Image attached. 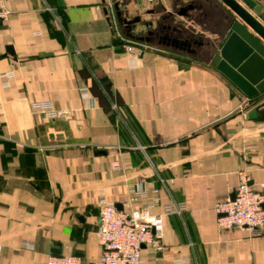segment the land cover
I'll use <instances>...</instances> for the list:
<instances>
[{"label": "crops", "instance_id": "1", "mask_svg": "<svg viewBox=\"0 0 264 264\" xmlns=\"http://www.w3.org/2000/svg\"><path fill=\"white\" fill-rule=\"evenodd\" d=\"M210 1L220 14L177 15L186 0H119L123 18L140 19L134 35L175 27L189 44L180 50L130 39L113 0H3L0 264L49 255L99 264L100 196L121 211L152 203L162 217V238L142 246L141 264H264V231L215 223L213 207L239 172L253 189L264 184V91L248 99L209 65L226 14ZM128 42L146 51L129 55ZM36 104L63 114L48 118ZM137 184L146 196L133 194Z\"/></svg>", "mask_w": 264, "mask_h": 264}, {"label": "built area", "instance_id": "2", "mask_svg": "<svg viewBox=\"0 0 264 264\" xmlns=\"http://www.w3.org/2000/svg\"><path fill=\"white\" fill-rule=\"evenodd\" d=\"M7 17L8 12L3 7V0H0V30ZM124 51L129 55L140 57L146 51V47L142 44L128 42L124 45ZM82 92L85 96V92ZM35 107L41 108L45 116L51 119L63 114L54 111L50 104H36ZM139 149L142 150V147ZM149 163L154 168L150 161ZM112 169L119 170V163L113 162ZM237 177L238 185L234 191V199L227 197L213 207L216 214V226L221 230L246 228L252 233H261L264 231V184H261L259 189H253L249 185L246 173L241 171ZM132 192L136 197H144L147 194L142 184L135 185ZM100 193H102L101 190ZM152 207L153 204L150 203L141 209L121 211L103 196L99 197L97 201L98 223L94 233L101 249L99 264H141L142 246L150 245L154 240L161 239L163 233L162 217L151 214ZM181 210L182 208H177L174 211L180 215ZM157 250L160 251L162 248L157 247ZM42 264L86 263L73 255H49Z\"/></svg>", "mask_w": 264, "mask_h": 264}, {"label": "water", "instance_id": "3", "mask_svg": "<svg viewBox=\"0 0 264 264\" xmlns=\"http://www.w3.org/2000/svg\"><path fill=\"white\" fill-rule=\"evenodd\" d=\"M113 1L118 21L130 39L149 42L155 36L162 44L176 49L184 50L189 46L187 41L173 35L179 32L175 27L172 28L171 35L160 36L161 29L158 24L154 29L148 30L146 36L134 35L133 31L140 23L139 17L131 20L123 18L119 11V0ZM218 1L225 7L226 14L221 20V31L216 33L220 40L209 56V65L221 73L246 98H254L264 91V10L254 0ZM186 10L184 7L180 8L177 15H183ZM144 27L152 28V23H146ZM7 53L13 55L11 47L7 48ZM254 115L255 110L250 111L249 119H253ZM234 195V192L230 195L231 200L234 199ZM115 207L119 210L117 206Z\"/></svg>", "mask_w": 264, "mask_h": 264}, {"label": "flooded vegetation", "instance_id": "4", "mask_svg": "<svg viewBox=\"0 0 264 264\" xmlns=\"http://www.w3.org/2000/svg\"><path fill=\"white\" fill-rule=\"evenodd\" d=\"M206 4L207 8L203 7V4ZM189 5L191 6L192 12L198 11V14L202 17L206 14H209V12H219L218 9H215V6L212 5V2L210 0H193L192 2H187L185 5H183L184 8L189 9ZM184 14H187V12H184Z\"/></svg>", "mask_w": 264, "mask_h": 264}, {"label": "trees", "instance_id": "5", "mask_svg": "<svg viewBox=\"0 0 264 264\" xmlns=\"http://www.w3.org/2000/svg\"><path fill=\"white\" fill-rule=\"evenodd\" d=\"M101 82H102L103 85H105V86L108 85V82L105 81V80H101ZM120 110H121V109H119V112H120V114H122V113H121L122 111H120ZM112 119H113V116H112ZM123 119H124L126 125L129 127V129L132 131V133L136 136V130H135L134 126L132 125V123H131L129 117H128V116H125V117H123Z\"/></svg>", "mask_w": 264, "mask_h": 264}, {"label": "rangeland", "instance_id": "6", "mask_svg": "<svg viewBox=\"0 0 264 264\" xmlns=\"http://www.w3.org/2000/svg\"><path fill=\"white\" fill-rule=\"evenodd\" d=\"M154 0H152V1H148L149 3H151V2H153Z\"/></svg>", "mask_w": 264, "mask_h": 264}]
</instances>
